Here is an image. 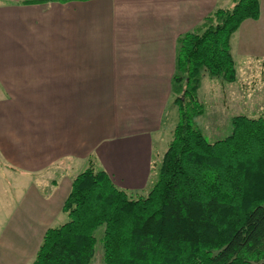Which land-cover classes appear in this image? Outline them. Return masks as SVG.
Here are the masks:
<instances>
[{"label":"crops","instance_id":"crops-1","mask_svg":"<svg viewBox=\"0 0 264 264\" xmlns=\"http://www.w3.org/2000/svg\"><path fill=\"white\" fill-rule=\"evenodd\" d=\"M258 1L231 36L234 64L264 65ZM233 2L0 0V264L31 263L80 170L149 187L177 37Z\"/></svg>","mask_w":264,"mask_h":264},{"label":"trees","instance_id":"trees-1","mask_svg":"<svg viewBox=\"0 0 264 264\" xmlns=\"http://www.w3.org/2000/svg\"><path fill=\"white\" fill-rule=\"evenodd\" d=\"M258 16V0H234L177 37L178 120L151 189L133 197L86 167L62 205L67 220L46 228L30 264H90L100 226L105 264H264V118L235 115L213 142L193 125L199 78L236 79L231 36Z\"/></svg>","mask_w":264,"mask_h":264},{"label":"rangeland","instance_id":"rangeland-1","mask_svg":"<svg viewBox=\"0 0 264 264\" xmlns=\"http://www.w3.org/2000/svg\"><path fill=\"white\" fill-rule=\"evenodd\" d=\"M206 23L207 21H204L203 25ZM200 27L202 28V26ZM248 62L245 58L236 56L234 64L236 79L231 82L220 77H210L207 73L199 78L196 95L202 104L203 112L194 118L193 125L210 142L222 139L229 134L230 119L235 115L245 114L250 117L262 116L264 118V65H259L256 60H249ZM171 95L162 128L154 136L152 179L148 183L149 187L142 192H128L133 197L145 195L151 189L157 176L162 154L172 139L173 129L178 120V111L172 103L175 93H171ZM67 218L66 213L61 211L51 219L49 226L59 225L65 222ZM102 231V226L94 231L96 243L90 264H105L100 242Z\"/></svg>","mask_w":264,"mask_h":264}]
</instances>
